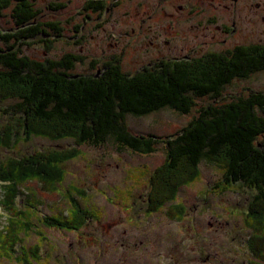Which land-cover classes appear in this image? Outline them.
<instances>
[{"label": "rangeland", "instance_id": "obj_1", "mask_svg": "<svg viewBox=\"0 0 264 264\" xmlns=\"http://www.w3.org/2000/svg\"><path fill=\"white\" fill-rule=\"evenodd\" d=\"M67 1L34 0L33 8L40 12L43 22L60 23V37L49 31L48 36L28 40L29 44L19 49L21 55L38 62L58 60L68 54L83 57L81 63H75L67 72L70 75L98 74L101 65L97 69L90 64L108 62L113 57L119 58L122 71L130 76L149 64L152 65L149 67L156 66L160 59L195 53L198 56L209 50L230 49L232 45L264 46V22L249 11L248 7L255 12L258 9L248 1L236 7H231L230 0L213 1L218 25L230 26L231 21H236L235 39L233 36L225 38L213 24L198 28L201 32L197 33L198 29L192 28L193 22L187 19V11L181 14L177 11L180 0H157L160 4L147 9L138 6V0H123L108 16H89L90 13L81 12L83 0H69V5L65 4ZM251 2L264 5V0ZM227 6L234 11H225L223 8ZM12 8L10 5L0 12L1 31L15 28ZM260 11L259 16H264ZM150 12L155 16L148 19ZM131 29H135L136 35L131 34ZM39 38L43 40L40 43ZM223 40L227 45H222ZM111 44L116 47H110ZM252 93H264V71L226 85L219 98L221 101L194 97L195 105L188 115L164 109L141 118L128 116L125 124L137 136L170 139L207 104L215 101L220 105ZM258 114L264 116L259 111ZM1 116L0 113V122L3 121ZM258 139L264 141L262 137ZM70 148L78 149L81 155L67 161L66 176L54 190H45L40 183H28L16 198L15 209L27 207L32 213V230L20 234V242L11 257L0 255V264H25L20 259L22 252L32 248L38 250V260L29 258L32 264H247L250 259L247 241L251 233L242 217L254 193L240 186L222 194L215 193L212 189L221 181L222 173L214 165L202 162L199 179L179 189L176 202L185 207V215L179 222L166 216L168 207L155 214L147 213V179L165 160L162 143L157 144L150 155H137L112 141L100 147H77L70 140L33 138L12 150H1L0 159ZM71 188L84 192L73 201L82 210L93 213L92 218L84 222L80 230L72 232L47 226L43 222L45 217L66 219L70 214L66 197ZM32 195L36 202L31 205ZM1 205L0 232L5 234L9 213L3 212ZM10 214L15 216V210Z\"/></svg>", "mask_w": 264, "mask_h": 264}, {"label": "trees", "instance_id": "obj_2", "mask_svg": "<svg viewBox=\"0 0 264 264\" xmlns=\"http://www.w3.org/2000/svg\"><path fill=\"white\" fill-rule=\"evenodd\" d=\"M10 5L15 28L0 30V151L41 138L70 140L77 147H100L112 141L134 154L150 155L162 143L165 160L147 179V213L168 207L166 216L179 222L185 215V207L176 203L179 189L199 179L202 162L214 165L222 173L221 181L212 189L215 193L236 186L254 193L242 217L251 233L247 264H264V141L258 139L264 138V116L258 114H264V93L220 105L211 102L170 139L137 136L125 124L128 116L141 118L164 109L188 115L195 105L194 97L221 101L226 85L264 71V46H239L191 60H163L130 76L116 58L98 65V74L70 75L67 72L83 57L68 54L38 62L21 55L19 49L28 45V40L48 36L49 31L60 37V23L43 22L40 12L33 8V0H0V12ZM88 5L94 12L104 10L103 2ZM40 38L39 43L43 41ZM96 63L93 61L90 67L98 69ZM80 155L78 149L70 148L0 159V205L9 213L6 232H0V255L11 257L20 234L32 230L28 208H14L25 185L40 183L43 189L54 190L66 176L64 165ZM77 195L84 192L67 190L70 216L45 217L43 222L67 232L80 230L93 213L73 201ZM34 202L32 195L29 204ZM13 210L16 217L10 214ZM30 257L38 260L37 248L23 250L20 259L32 264Z\"/></svg>", "mask_w": 264, "mask_h": 264}, {"label": "flooded vegetation", "instance_id": "obj_3", "mask_svg": "<svg viewBox=\"0 0 264 264\" xmlns=\"http://www.w3.org/2000/svg\"><path fill=\"white\" fill-rule=\"evenodd\" d=\"M34 1V0H33ZM207 1H210L209 3ZM214 0H180L178 2V5L176 6L177 8V11L181 14L185 11H187L188 15H187V19L192 21L193 23V27L192 28H195V29H198L206 24H213V25H217L216 26V29L220 32L221 35H224L225 38L228 37V36H233V38L235 39V34L236 32L238 31L237 30V27H236V21L233 20L234 18H239V17H234L231 21V25L229 26V24L227 25H221L219 24L218 25V21H219V18H218V15H217V8H216V4H214L213 2ZM232 1L231 3V7H236L240 2H243V1H248L251 5L250 6H253V8H257L258 11L255 12L252 7H248L249 11L255 15L257 18H260L261 21L264 22V16H259V10L260 13H264V5H259L258 2H251V0H230ZM99 2H103L104 3V10L103 12H94L93 10V7L91 5H88V4H91V3H99ZM124 1L123 0H83L82 1V6H81V12L82 13H90L89 16H92V15H95V14H102L104 16H108L109 14H111V10L112 8H114L115 6L119 5L120 3H123ZM161 1H157V0H138V6H140L141 8L145 9L146 7H152V6H156L158 4H160ZM70 1L68 0L65 4L69 5ZM59 7H61L59 5ZM230 6H227L225 8H223L225 11L227 12H231V11H234ZM147 9V8H146ZM149 14H152L148 17V19L152 18L153 16H155V13H149ZM88 15H87V18H90ZM182 20V19H180ZM186 20V19H185ZM247 20H250V19H247ZM142 22V21H141ZM80 29L82 30V26L80 27ZM131 34L132 35H136L135 33V29H131L130 30ZM197 33H200L201 31L198 29L196 30ZM169 42L166 41V44H168ZM152 43H150L149 45H151ZM222 45H227V42L226 40H223V44ZM115 46L116 47V44L114 45H110V47H113ZM239 46H242V45H232L230 49H222V51H215V50H209L205 53H202V54H198V56H196V53L193 54L192 56H195V57H192V56H184L182 58H179V57H174V58H169V59H160L158 60L154 65H157L159 62L165 60V61H169V60H181V59H188V60H191V59H198V58H201L203 57L204 55H207L209 53H215V54H223L225 52H227L228 50H233L234 48L236 47H239ZM117 57H113L110 59V61H112L113 59H116ZM119 59V58H118ZM108 61V62H110ZM108 62H101V63H96V65H104ZM149 66H152L151 64L148 65ZM178 203V202H176Z\"/></svg>", "mask_w": 264, "mask_h": 264}]
</instances>
